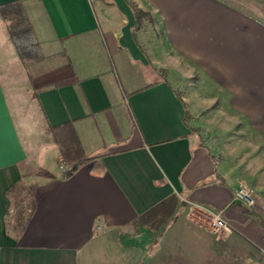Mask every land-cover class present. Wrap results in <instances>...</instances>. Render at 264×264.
Returning a JSON list of instances; mask_svg holds the SVG:
<instances>
[{
    "label": "crops",
    "instance_id": "crops-1",
    "mask_svg": "<svg viewBox=\"0 0 264 264\" xmlns=\"http://www.w3.org/2000/svg\"><path fill=\"white\" fill-rule=\"evenodd\" d=\"M109 1L0 0V264H264V9L134 0L156 19L135 41L125 0ZM23 26L26 58L10 37ZM190 202L230 235L189 221Z\"/></svg>",
    "mask_w": 264,
    "mask_h": 264
},
{
    "label": "trees",
    "instance_id": "trees-1",
    "mask_svg": "<svg viewBox=\"0 0 264 264\" xmlns=\"http://www.w3.org/2000/svg\"><path fill=\"white\" fill-rule=\"evenodd\" d=\"M104 1L108 4H112V2H110L109 0H104ZM220 1L229 2L231 0H220ZM125 2L128 5V7L130 8V10L133 14V17H134V26L132 28L131 34H132L133 39L136 41L137 40V32L146 30L147 24L154 23L156 19L149 11L141 8L134 0H125ZM24 29H25V26H23V28L18 32H14L12 30L10 31L11 40H12L13 44L15 45L17 53H18L20 58H26L30 52L36 53L39 50L38 46L36 45V43L32 39H30L27 42V37L25 35ZM142 50L145 53V50L144 49H142ZM157 72L162 76V79L165 82H168V71L166 69L159 68V69H157ZM175 93L178 96V98L182 99V97L185 94V91L184 90H175ZM182 103H183V118H182L183 123H185L188 126V128L191 130V133L198 135L201 145H205L209 149V152L212 154V157L215 159V161L222 159L221 154H219V153L214 154L213 153V149L215 148V145L217 143V136L210 134V132L205 128H202L199 126L189 125L188 122L192 118L187 112L185 103L183 101H182ZM86 159H88V158H81V160H79L78 162L86 160ZM68 171L63 173L62 177H68L70 175V174H68ZM170 200H171V198L166 199L161 204L151 208L147 213L140 215L137 218V221L143 223L145 221V219L148 218L149 215L154 217L156 209H158L159 206H162L166 203H169Z\"/></svg>",
    "mask_w": 264,
    "mask_h": 264
},
{
    "label": "built area",
    "instance_id": "built-area-1",
    "mask_svg": "<svg viewBox=\"0 0 264 264\" xmlns=\"http://www.w3.org/2000/svg\"><path fill=\"white\" fill-rule=\"evenodd\" d=\"M234 197L248 208L254 204L252 190L243 182L237 184ZM185 215L189 221L201 224L217 238H227L231 233V227L221 212L212 211L201 204L190 202Z\"/></svg>",
    "mask_w": 264,
    "mask_h": 264
},
{
    "label": "rangeland",
    "instance_id": "rangeland-1",
    "mask_svg": "<svg viewBox=\"0 0 264 264\" xmlns=\"http://www.w3.org/2000/svg\"><path fill=\"white\" fill-rule=\"evenodd\" d=\"M232 3H234L237 6L242 7L244 9H248V8L250 9V8H255V7L259 8V9H264V0H232ZM151 24H153V23H151ZM144 31L145 32L147 31V27H146V30H144ZM195 79H196V77L190 78L191 81H195ZM190 80H182V81H180L181 84L179 86L180 87L179 90H184L186 92L192 86V84H190L188 82ZM210 88L211 87H209V85H207V84L205 86H203V89L205 90L204 91L205 94L209 95V94H211L213 92L212 90H210ZM190 95H191V97H195L193 100L199 99V98L196 97L197 95H196V92H194V88H193V91H191ZM231 161H232V159L230 158L229 162H231ZM262 175L264 176V173H262ZM167 217L164 215L163 217L158 218L156 221H154V223H153L154 226L159 225V224L161 225L162 223H164V221H167V222L170 221V219H168ZM143 228L146 229L145 227H142V228L139 227V226L135 227L130 232V235L131 234L133 235V234H137V233H142L143 232V230H142ZM149 231L151 232L153 237H157L159 235V232L156 233V232H153L151 230H149Z\"/></svg>",
    "mask_w": 264,
    "mask_h": 264
},
{
    "label": "water",
    "instance_id": "water-1",
    "mask_svg": "<svg viewBox=\"0 0 264 264\" xmlns=\"http://www.w3.org/2000/svg\"><path fill=\"white\" fill-rule=\"evenodd\" d=\"M76 165L72 166L71 169L68 171V174H70L72 171H74L76 169Z\"/></svg>",
    "mask_w": 264,
    "mask_h": 264
}]
</instances>
